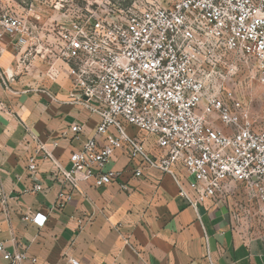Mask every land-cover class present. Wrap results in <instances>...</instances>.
I'll list each match as a JSON object with an SVG mask.
<instances>
[{
    "label": "built area",
    "instance_id": "built-area-1",
    "mask_svg": "<svg viewBox=\"0 0 264 264\" xmlns=\"http://www.w3.org/2000/svg\"><path fill=\"white\" fill-rule=\"evenodd\" d=\"M8 50L18 70L30 73L43 63L49 72H66L72 103L99 118L94 135L70 154L69 167L54 153L58 142L51 148L30 134L33 192L49 190L41 158L54 167L47 179L60 188L53 211L85 197L84 184L117 183L128 191L119 181L123 171L107 169L117 150L136 165L134 177L151 169L172 176L194 208L208 201L225 205L233 186L264 207V128L244 100L251 85L264 84V0H129L122 6L112 0H0V57ZM0 81L9 83L1 64ZM70 130L77 139L84 134L82 125ZM144 134L156 138L158 155ZM7 203L1 189L0 215ZM25 220L43 228L47 217L29 213ZM0 255L9 264L37 263L2 242Z\"/></svg>",
    "mask_w": 264,
    "mask_h": 264
},
{
    "label": "crops",
    "instance_id": "crops-1",
    "mask_svg": "<svg viewBox=\"0 0 264 264\" xmlns=\"http://www.w3.org/2000/svg\"><path fill=\"white\" fill-rule=\"evenodd\" d=\"M16 63L11 50L0 57L9 79L6 85L0 81V190L8 196L6 212L0 215V242L7 251L18 248L36 258V264H69L68 256L80 264H264L259 246L237 233L226 204L190 206L180 197L176 180L157 169L134 177L136 165L123 150L116 151L107 169L123 171L119 181L128 191L117 183L97 189L84 184L85 197L76 195L62 211H53L60 188L47 179L54 167L41 158V178L49 190L33 192L36 180L27 171L33 153L30 134L51 148L58 142L54 153L69 167L70 154L94 135L99 118L72 103L66 72L58 75L38 63L28 73ZM57 67L61 71L62 64ZM75 124L84 127L80 139L70 130ZM143 138L158 155L156 138ZM177 174L188 187L182 167ZM29 213L46 216L45 226L26 221ZM0 264L9 262L0 255Z\"/></svg>",
    "mask_w": 264,
    "mask_h": 264
},
{
    "label": "rangeland",
    "instance_id": "rangeland-1",
    "mask_svg": "<svg viewBox=\"0 0 264 264\" xmlns=\"http://www.w3.org/2000/svg\"><path fill=\"white\" fill-rule=\"evenodd\" d=\"M94 1L99 2V0ZM128 1L112 0V4L122 6ZM14 56L16 57L15 54ZM244 100L253 120L260 128H264V84L251 85L244 94ZM141 134L138 131L137 135ZM226 205L234 214L237 233L245 241L256 243L261 254L264 255V207L261 203L249 197L241 186H233Z\"/></svg>",
    "mask_w": 264,
    "mask_h": 264
}]
</instances>
